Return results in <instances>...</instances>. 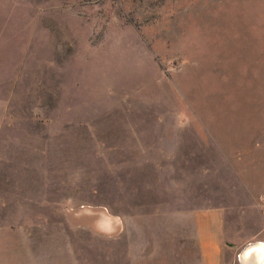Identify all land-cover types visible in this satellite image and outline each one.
<instances>
[{
	"label": "rangeland",
	"instance_id": "obj_1",
	"mask_svg": "<svg viewBox=\"0 0 264 264\" xmlns=\"http://www.w3.org/2000/svg\"><path fill=\"white\" fill-rule=\"evenodd\" d=\"M212 212L264 240V0H0V264H203Z\"/></svg>",
	"mask_w": 264,
	"mask_h": 264
},
{
	"label": "clouds",
	"instance_id": "obj_2",
	"mask_svg": "<svg viewBox=\"0 0 264 264\" xmlns=\"http://www.w3.org/2000/svg\"><path fill=\"white\" fill-rule=\"evenodd\" d=\"M122 226V219L109 210L107 221L98 220L95 228L102 237L112 238L118 234ZM235 264H264V240H249L236 254Z\"/></svg>",
	"mask_w": 264,
	"mask_h": 264
},
{
	"label": "crops",
	"instance_id": "obj_3",
	"mask_svg": "<svg viewBox=\"0 0 264 264\" xmlns=\"http://www.w3.org/2000/svg\"><path fill=\"white\" fill-rule=\"evenodd\" d=\"M215 212L209 213L203 218L205 221V224L200 225V222L198 224L201 226V230H198L197 236V244L200 249V254L203 259V264H218L219 262V256L221 252L220 248V234H218V231L216 230V226L218 225V221ZM108 218H105V221H107ZM200 221V220H199ZM199 226V228H200ZM175 253V252H174ZM173 253V254H174ZM135 254V252H134ZM147 254H143L142 259H137L136 264H147L148 260L144 259ZM176 255V254H174ZM181 263V259L178 262V264Z\"/></svg>",
	"mask_w": 264,
	"mask_h": 264
}]
</instances>
